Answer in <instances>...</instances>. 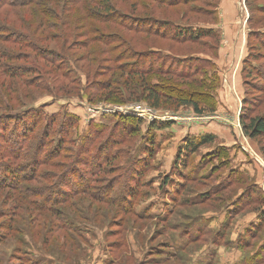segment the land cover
I'll list each match as a JSON object with an SVG mask.
<instances>
[{"label": "rangeland", "instance_id": "rangeland-1", "mask_svg": "<svg viewBox=\"0 0 264 264\" xmlns=\"http://www.w3.org/2000/svg\"><path fill=\"white\" fill-rule=\"evenodd\" d=\"M78 1L35 0L10 17L8 25L13 31L25 37L34 35L43 50L36 65L41 75L33 56L29 60L19 57L14 65L20 72L31 69L33 73L22 79L4 78L0 89L2 106L10 113L8 118L0 116L1 122L13 121L8 133L0 130V264H264V221L260 217L264 184L252 185L233 161L231 150L219 146V141L195 154L182 153L183 138L192 136L189 119L198 116L192 110L158 109L173 113L175 119L166 122L174 121V128L151 132L146 121L131 120L136 117L127 109L145 103H114L112 96L99 93L101 84L108 83L121 95L119 83L126 77L120 79L118 67L124 65L128 70L127 59L137 55L134 51L143 53L150 48L142 34L103 30L107 34L100 33L98 39L103 35L102 39L115 40L107 45L108 55L93 54L100 47L99 40L91 44L97 34L87 40L76 31L77 25H83L76 17L85 13L84 7L94 6L87 0H83V11L78 7L74 14L73 42L56 40L55 33L41 22L53 23L49 15H62L63 8L73 9ZM111 1L118 9L117 17L130 19L131 24L137 17L179 20L183 11L156 10L155 0ZM207 1L189 0L188 7L203 4L212 9L215 1L212 7ZM250 4L264 13V0H236L231 18L237 32L242 9L248 21L252 15L255 19L254 24L248 23V31L257 36L247 39L245 60L252 43L257 69L243 77L247 99L243 111L264 119V14L251 12ZM190 20L211 18L190 15ZM89 25L94 27L91 21ZM121 42L131 47L128 52ZM162 48L169 50L165 44L158 49ZM0 50L10 55L29 52L1 42ZM198 50L185 47L177 55H198ZM163 57L164 62L169 59L166 52L152 56L157 65ZM177 60L171 65L182 67ZM59 66L68 80L50 74ZM27 79H33L30 85L24 84ZM31 85L35 88L27 89ZM238 120L242 127L241 117ZM15 121L21 125L14 135ZM33 128L24 144L19 131ZM259 153L264 170V156ZM36 156L42 165H37ZM237 172L248 183L231 185L238 179ZM250 185L254 193L241 200L239 196ZM27 193L29 197L21 200Z\"/></svg>", "mask_w": 264, "mask_h": 264}, {"label": "trees", "instance_id": "trees-1", "mask_svg": "<svg viewBox=\"0 0 264 264\" xmlns=\"http://www.w3.org/2000/svg\"><path fill=\"white\" fill-rule=\"evenodd\" d=\"M34 1L35 0H29L28 2L27 0H0V12L5 10V15L2 18V21L5 24L0 21V42L5 45H16L19 47V49L23 48L29 50V52L27 53L21 51L22 54L13 53L11 55L5 50H0V89H2L4 85V78L13 77V79L15 80L20 78L22 79V77H27L29 74L33 73V70L31 69H24L23 72L25 73L20 72V67L14 65L15 62L19 60V57L22 58L21 60H29L33 56V64L35 66L39 65V60H41L42 58V56H40L39 54L43 49H40L38 47L40 42L36 41L34 35L25 37L22 34L14 32V29L11 27V25H8L10 23V17L13 15V11H17L22 7L30 6L34 3ZM155 1V3H157L156 10H183L181 18H179V20H176L171 18L156 19L155 17H137L133 19L135 24H131V22L128 21L130 19L124 16L121 18L117 17L118 9L115 8L111 0H87L89 4H94V6L89 8L84 7L85 13L76 17L75 20L77 21V23H83L82 26L77 25L76 27V31L79 32L78 34H81L87 40H94V38H96L95 41H91V44H96L100 41V47L97 50L94 49L91 51L98 57L108 55V52L110 50L107 48V45H109V42L115 40V38L110 37H105L104 39H102V36L107 34L105 32L103 33V30H117L118 32H124V34L130 32L136 34L135 36L142 34L145 39V43L147 46L146 48H150L143 53L141 51H134L137 55H132L127 59V66L129 65L130 67L128 70H125L124 65H120L118 67L117 71H119L121 74L120 79L126 77L125 79H123L124 82L122 84L119 83L121 95H118L116 92L118 90H113L112 86L108 83L101 84L99 93L106 92L107 96H112L114 103L143 102L156 110L169 109L172 106L175 108V110L178 111L181 110V108L191 109L198 115L216 112L218 107L217 91L221 87V78L219 76L215 60H217L219 57L221 34L219 31L213 28L203 26H212L218 24L219 5L221 0H214V7L211 6L213 3L212 0H208L207 5L211 6L212 9H206L203 4L188 7L189 0H184L183 2L180 0ZM246 1L250 2V0ZM73 2L75 3V1ZM198 2L202 3V1ZM82 3L83 0H79L74 5L73 9L70 10L63 8L62 15L58 13L49 15L53 20V23L43 24L44 22H41V26L43 25V28H45L46 30L54 32L55 34L53 36L56 40L69 43L71 41L73 42L74 35L72 33L73 29L71 28V25L74 20V14L77 8L80 7L79 11H83ZM146 7L149 8V6H144V8ZM249 8L251 12H257L258 10L257 14H264L263 12H260L259 8L256 7V5L250 4ZM262 9L264 10V8ZM190 15H195L197 17L202 16L206 19L211 18V20L192 22L190 20ZM254 20L255 19L252 15L248 23L252 25L254 24ZM89 21L93 22L94 27L89 25ZM81 29H83V32H80ZM92 33H95L97 35L94 38L92 37L91 39V37L89 36ZM100 33H103V35L100 37V39H98ZM256 33L257 32L250 30L248 34V41L249 39L253 38V36L256 37ZM263 43L264 41L261 42V44L264 46ZM120 44L125 47V53L128 52L131 48L128 44H125L123 42H121ZM164 44L165 46L168 45V51H164L163 48L158 49L159 46H163ZM140 46L141 42L139 41L138 47ZM185 47L189 49L197 48L199 49L197 52L201 55H177L179 50H182ZM253 47L254 46L252 45V43H250V46L248 44V49L251 48V50L247 59H244L243 61L244 65L241 72L242 80H244L243 77L246 76L247 71L249 72L248 74H252L257 69L253 61L258 59L254 57ZM14 52L17 51L14 50ZM161 52H166L169 56V59L164 62L165 57H163L164 59H159V57L157 61L160 63L157 65L152 56H154V53L160 54ZM51 58L54 59V56H52ZM174 59H178L176 61V64H182V67L174 68L171 65V62H173ZM109 61L114 63V61ZM186 62H188L189 65ZM194 62H197V65H192V63ZM167 64L170 65L166 67ZM208 68L212 69V72ZM36 71L39 72V75L42 74V71L39 67H37ZM109 73H113V71L110 70ZM50 74H54L56 75V77L62 78L63 80H68L66 75L61 73L60 66L59 68H55L53 73ZM261 79L264 80V75L261 76ZM32 80L33 79H27V83H23L30 85ZM19 87L21 89V86ZM31 88H35V85H31L27 89ZM123 97H125V101H122ZM3 99L4 98L0 94V108L3 112H1L2 114L0 116L1 118H8L7 116H9L8 114L10 113H8L9 110L7 106H2ZM243 103L247 104L245 93L242 102V112L240 114L242 131L246 137H248L258 145L259 150L264 156V119L261 117H253L251 113L245 115L243 111L245 109ZM1 120L3 119H0V130H4L6 133H8L9 129H11V123L13 121L10 120L9 122H1ZM131 120L136 121L138 124L145 123V121L137 117H132ZM20 125L21 123L15 121V126L13 129L14 135L17 131V128H19L17 126ZM173 125L174 122H154L150 124L149 128L152 132V130L156 131L157 129L166 130L168 128H171ZM34 130L35 128H33V130L22 129L19 131L22 132L21 134L24 137V144H26L27 140L31 137V134L34 133ZM6 133L4 135L5 137L7 135ZM21 134L19 135L21 136ZM188 137L184 138V152H182L184 155H188L190 153L195 154L201 147L209 144H214L217 141L214 135H205L204 137L199 138ZM18 143L20 144L19 140ZM40 148L44 151L46 149V146L42 147V145H40ZM14 152L15 151H10L9 153L13 154ZM49 158L50 156L48 158L46 157V161L44 164H46ZM35 159V162H40V164L38 163L37 165L43 164L41 158L38 159L36 156ZM242 174L249 178L246 173L243 172ZM242 174L237 172L236 176L238 177V179L235 178L236 181L231 185L241 183H244L243 185H245L249 180H251L249 178V180L246 181L247 178H244ZM251 182L252 185H255L253 183V180H251ZM166 183L169 182L167 181ZM229 187H227L225 190H227ZM251 187V185L248 186L247 189L243 191L242 195L239 196L241 200H243L245 195L254 193ZM262 190L264 192V189ZM29 195L30 194L27 193V195H21L20 198L21 200H26ZM261 204L264 206V203ZM260 217L261 220L264 221V209L262 210ZM6 239L7 238H5V240Z\"/></svg>", "mask_w": 264, "mask_h": 264}, {"label": "crops", "instance_id": "crops-1", "mask_svg": "<svg viewBox=\"0 0 264 264\" xmlns=\"http://www.w3.org/2000/svg\"><path fill=\"white\" fill-rule=\"evenodd\" d=\"M235 3L236 0H221L218 24L203 26L213 28L221 34L219 57L215 60L221 78V87L217 91L218 107L214 113L203 114H213L219 118L205 123L192 124L190 130L185 128V132L189 130L191 132L190 134H192L191 137L214 135L217 141L220 142L219 146L231 150L233 161L238 164L240 170L245 172L255 184L262 186L264 184V170L261 164L262 157L259 153L258 145L252 140H247L244 144H247L255 155L248 153L246 151L247 148L246 150L242 148L240 137L231 126L232 121L240 117L244 99L245 91L241 72L242 63L246 56L245 52L249 33L248 17L243 9L241 11L243 13L241 14L240 29L238 32L235 29L234 21L232 22L231 18V12L233 11ZM235 32H237L236 35ZM171 128H174V126ZM261 170L263 174H261ZM253 218L250 222H252Z\"/></svg>", "mask_w": 264, "mask_h": 264}, {"label": "built area", "instance_id": "built-area-1", "mask_svg": "<svg viewBox=\"0 0 264 264\" xmlns=\"http://www.w3.org/2000/svg\"><path fill=\"white\" fill-rule=\"evenodd\" d=\"M145 104L141 105V104H135L134 106H131L130 108H127L129 111H131V115H134L135 117L141 118L143 121H146L148 124L154 123V122H166L167 120H174L175 118H173L172 115L173 113H163L160 112L158 110H155L153 108H151L150 106H148L147 104L144 106ZM122 111V109L120 110ZM197 115V114H196ZM219 118L218 116L212 115V116H208V115H198V116H194L190 117V122L191 124H196V123H205V122H209L213 119H217ZM239 118L235 119L234 121H232L231 126L232 128L235 130V132L237 133V135L240 137L241 140V146L244 150H246L247 148V152L255 155V153L251 150V148L246 144H244L248 139L247 137L244 135V133L242 132V127L240 125V122L238 120ZM229 120V119H227ZM169 122H174V121H168ZM264 189V187H263Z\"/></svg>", "mask_w": 264, "mask_h": 264}]
</instances>
